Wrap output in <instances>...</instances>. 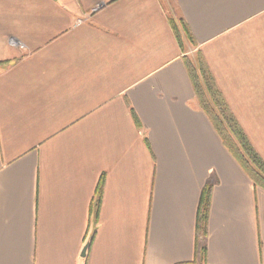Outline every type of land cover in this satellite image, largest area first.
I'll list each match as a JSON object with an SVG mask.
<instances>
[{
  "label": "crops",
  "instance_id": "0c3cea01",
  "mask_svg": "<svg viewBox=\"0 0 264 264\" xmlns=\"http://www.w3.org/2000/svg\"><path fill=\"white\" fill-rule=\"evenodd\" d=\"M196 52L264 161V0H0V264H181L202 242L264 264V188L199 105Z\"/></svg>",
  "mask_w": 264,
  "mask_h": 264
},
{
  "label": "trees",
  "instance_id": "16d2710c",
  "mask_svg": "<svg viewBox=\"0 0 264 264\" xmlns=\"http://www.w3.org/2000/svg\"><path fill=\"white\" fill-rule=\"evenodd\" d=\"M170 22L180 43L182 33L188 41L193 43L192 35L181 19L170 17ZM185 61L198 103L209 117L223 145L254 184L264 188V161L256 152L247 135L229 110L212 75L204 64L201 54L199 52L195 53L194 63L188 58ZM209 198L210 185H206L200 198L197 214L196 230L198 235H204L206 231ZM205 253V245L202 242L198 246L195 259L181 264H207Z\"/></svg>",
  "mask_w": 264,
  "mask_h": 264
},
{
  "label": "rangeland",
  "instance_id": "374dc122",
  "mask_svg": "<svg viewBox=\"0 0 264 264\" xmlns=\"http://www.w3.org/2000/svg\"><path fill=\"white\" fill-rule=\"evenodd\" d=\"M188 59L194 63L195 62V53L189 54Z\"/></svg>",
  "mask_w": 264,
  "mask_h": 264
},
{
  "label": "water",
  "instance_id": "95a60500",
  "mask_svg": "<svg viewBox=\"0 0 264 264\" xmlns=\"http://www.w3.org/2000/svg\"><path fill=\"white\" fill-rule=\"evenodd\" d=\"M87 245H88V242H86L85 245L83 246V249H82V252H81L82 255H85V251H86Z\"/></svg>",
  "mask_w": 264,
  "mask_h": 264
}]
</instances>
